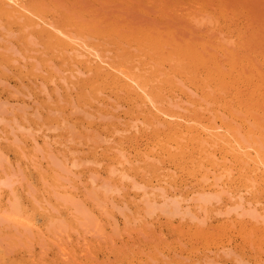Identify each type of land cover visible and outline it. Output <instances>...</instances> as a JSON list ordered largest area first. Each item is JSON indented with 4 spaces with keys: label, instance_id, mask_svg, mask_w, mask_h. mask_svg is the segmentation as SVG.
Returning <instances> with one entry per match:
<instances>
[{
    "label": "rangeland",
    "instance_id": "rangeland-1",
    "mask_svg": "<svg viewBox=\"0 0 264 264\" xmlns=\"http://www.w3.org/2000/svg\"><path fill=\"white\" fill-rule=\"evenodd\" d=\"M0 264H264V0H0Z\"/></svg>",
    "mask_w": 264,
    "mask_h": 264
},
{
    "label": "bare ground",
    "instance_id": "bare-ground-1",
    "mask_svg": "<svg viewBox=\"0 0 264 264\" xmlns=\"http://www.w3.org/2000/svg\"><path fill=\"white\" fill-rule=\"evenodd\" d=\"M7 2H9V3H14V4H16L17 3V1L18 0H6ZM13 7V6H12ZM5 9V8H4ZM15 9V8H14ZM18 10V9H17ZM27 11V10H26ZM4 12V11H3ZM18 12V11H17ZM24 13V12H23ZM24 18H25V16H24ZM37 19V18H36ZM50 35H52V34H50Z\"/></svg>",
    "mask_w": 264,
    "mask_h": 264
}]
</instances>
